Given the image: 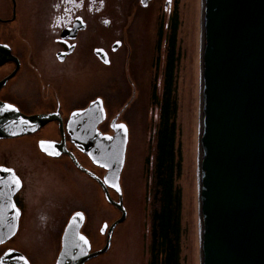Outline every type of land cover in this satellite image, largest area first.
I'll list each match as a JSON object with an SVG mask.
<instances>
[{"label":"flooded vegetation","instance_id":"1","mask_svg":"<svg viewBox=\"0 0 264 264\" xmlns=\"http://www.w3.org/2000/svg\"><path fill=\"white\" fill-rule=\"evenodd\" d=\"M111 11L108 0H0V106L15 109L0 112V120L11 121V112L49 118L24 134L0 137V169L10 170L0 171V235L8 237L0 243V264L8 251L29 264H44L34 256L53 254L57 264L75 214L83 216L80 233L90 243L89 253L110 242L108 252L124 223L111 230L122 217L117 204L129 215L123 178L140 82L126 64L133 12L123 20ZM116 21L114 39L109 32ZM123 47L121 72L115 64ZM96 101V110L76 116ZM118 169L122 201L114 187ZM13 174L19 188L11 184ZM109 207L116 213L110 221ZM98 217L104 218L99 227Z\"/></svg>","mask_w":264,"mask_h":264},{"label":"water","instance_id":"2","mask_svg":"<svg viewBox=\"0 0 264 264\" xmlns=\"http://www.w3.org/2000/svg\"><path fill=\"white\" fill-rule=\"evenodd\" d=\"M149 2L141 0L145 7ZM201 70V264H264V0H203ZM97 106L96 101L76 116ZM10 115L11 121L0 120V137L24 134L29 126L49 120ZM88 146L81 148L87 152ZM119 171L114 187L122 201ZM117 205L122 217L111 230L127 217L126 209ZM82 224V214H75L64 232L57 264H85L109 249L110 242L90 254V243L80 233ZM7 239L0 235V243ZM25 261L29 264L21 254L8 251L1 264Z\"/></svg>","mask_w":264,"mask_h":264},{"label":"rangeland","instance_id":"3","mask_svg":"<svg viewBox=\"0 0 264 264\" xmlns=\"http://www.w3.org/2000/svg\"><path fill=\"white\" fill-rule=\"evenodd\" d=\"M108 7L117 19L124 20L126 14L133 12L127 28L130 58L126 59V48H121L115 68L125 71L120 67L126 59L128 67L130 63L131 70L138 73L139 100L123 178L129 215L119 227L110 251L90 263L151 264L153 215L158 207L156 156L162 129L173 144L180 264H201L199 142L203 0H150L147 7L140 0H108ZM116 23L109 32L114 39L120 21ZM114 214L109 207L106 219L110 221ZM98 219L95 222L98 221L99 227L104 218ZM41 241L38 246L42 245ZM34 257L44 264H53L55 258L53 254Z\"/></svg>","mask_w":264,"mask_h":264},{"label":"trees","instance_id":"4","mask_svg":"<svg viewBox=\"0 0 264 264\" xmlns=\"http://www.w3.org/2000/svg\"><path fill=\"white\" fill-rule=\"evenodd\" d=\"M172 146L168 134L161 129L156 156L158 207L153 215L151 264H180L179 199L173 184Z\"/></svg>","mask_w":264,"mask_h":264},{"label":"snow or ice","instance_id":"5","mask_svg":"<svg viewBox=\"0 0 264 264\" xmlns=\"http://www.w3.org/2000/svg\"><path fill=\"white\" fill-rule=\"evenodd\" d=\"M5 110H15L14 108H13V106H11V105H3V106H0V112H3V111H5ZM120 128H123L124 126L123 125H120L119 126ZM108 139H111L110 137L108 138ZM0 171H3V172H9L10 170L9 169H0ZM0 183H2V181H0ZM11 184H15V186L17 187V188H19V186H20V181H19V179L18 178H16L15 176H14V174H13V177H12V179H11ZM14 207V206H13ZM17 215H19V213H17ZM12 234H14V231H13V233ZM81 239H83V238H81ZM85 243H87V241H85ZM25 264H27V261H25Z\"/></svg>","mask_w":264,"mask_h":264}]
</instances>
